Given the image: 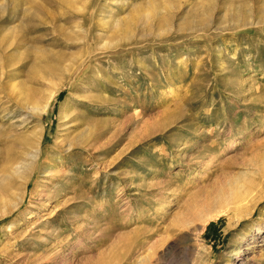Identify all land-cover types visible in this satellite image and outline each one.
<instances>
[{
    "label": "rangeland",
    "instance_id": "obj_1",
    "mask_svg": "<svg viewBox=\"0 0 264 264\" xmlns=\"http://www.w3.org/2000/svg\"><path fill=\"white\" fill-rule=\"evenodd\" d=\"M0 264H264V0H0Z\"/></svg>",
    "mask_w": 264,
    "mask_h": 264
},
{
    "label": "bare ground",
    "instance_id": "obj_2",
    "mask_svg": "<svg viewBox=\"0 0 264 264\" xmlns=\"http://www.w3.org/2000/svg\"><path fill=\"white\" fill-rule=\"evenodd\" d=\"M59 89H60L59 86L55 87V90L46 99L45 105L41 106V105L37 104L36 106L32 107L33 111L34 112L37 111V113L38 112H41V113L42 112H47V109H48V107L50 105V102L58 94V93L56 94V92L59 91ZM30 138H28V136H27V138L25 140H22L21 147L23 148V151L20 153L22 155L21 159L24 157V155H27V156L29 155L28 151H27V153L25 152L26 151L25 149H27V150L30 149V147H29V146H31L30 145V143H31ZM37 142H39V145H38L37 150H36L37 152L35 154L31 155L34 158H39V154H40V152H42L41 151V147H40L41 143L43 142V134L42 133L39 134V136L37 138ZM18 157H19V155H18V153H16L12 157L9 156L6 159H7V162H17V160H19ZM20 167L21 166H19V168ZM8 170H9V167H7L4 171H8ZM7 191L8 190L6 188H3V193L4 194L7 193ZM238 192L239 191H235L233 193L234 194L233 195V199H234L233 204L237 207V209H238V207H240L243 204V202H245V200H246V198L248 197V194H249L248 192H244V191H243L244 193L243 192H239L238 193ZM233 199H232V201H233Z\"/></svg>",
    "mask_w": 264,
    "mask_h": 264
}]
</instances>
